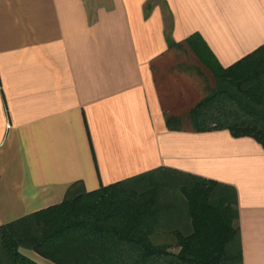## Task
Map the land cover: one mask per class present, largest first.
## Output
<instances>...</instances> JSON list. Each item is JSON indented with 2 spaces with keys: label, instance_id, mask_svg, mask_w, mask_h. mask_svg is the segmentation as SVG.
<instances>
[{
  "label": "crops",
  "instance_id": "crops-1",
  "mask_svg": "<svg viewBox=\"0 0 264 264\" xmlns=\"http://www.w3.org/2000/svg\"><path fill=\"white\" fill-rule=\"evenodd\" d=\"M193 35L227 68L264 44V0H0V228L167 169L234 187L243 264H264V146L195 129L218 81ZM165 200L159 229L189 232L179 188Z\"/></svg>",
  "mask_w": 264,
  "mask_h": 264
},
{
  "label": "trees",
  "instance_id": "trees-1",
  "mask_svg": "<svg viewBox=\"0 0 264 264\" xmlns=\"http://www.w3.org/2000/svg\"><path fill=\"white\" fill-rule=\"evenodd\" d=\"M195 50L218 85L191 111L198 131L229 129L264 146V44L223 68L202 41ZM169 126L173 121L168 120ZM179 188L192 229L161 230L167 191ZM237 190L193 174L156 169L82 191L0 228L7 264H243Z\"/></svg>",
  "mask_w": 264,
  "mask_h": 264
},
{
  "label": "rangeland",
  "instance_id": "rangeland-1",
  "mask_svg": "<svg viewBox=\"0 0 264 264\" xmlns=\"http://www.w3.org/2000/svg\"><path fill=\"white\" fill-rule=\"evenodd\" d=\"M203 74H204V76L203 77H200L201 78V80H203V79H205V81L207 82V83H209V84H212L213 83V80H214V77L212 76V74L209 72V71H207V70H204L203 69ZM198 82H200V81H198ZM196 83V86H197V82H195ZM201 84H203V83H201ZM198 90V89H197ZM200 92H202V91H200ZM202 94V93H201ZM176 226V225H175ZM179 226V225H178ZM181 227V226H180Z\"/></svg>",
  "mask_w": 264,
  "mask_h": 264
}]
</instances>
